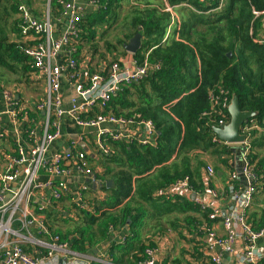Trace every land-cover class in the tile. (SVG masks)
<instances>
[{
	"label": "trees",
	"instance_id": "trees-1",
	"mask_svg": "<svg viewBox=\"0 0 264 264\" xmlns=\"http://www.w3.org/2000/svg\"><path fill=\"white\" fill-rule=\"evenodd\" d=\"M99 1L105 3L104 10L88 11L78 21L79 44L73 58L80 63L88 56L92 63L88 66L89 72L106 73L109 68L107 58L124 55L123 44L135 33H141V48L133 58L138 64L147 62L153 66L157 64L159 68L153 67L152 72L138 82L123 85L105 104L102 112L151 120L157 132L155 145H127L123 141L109 139L111 151L104 154L100 162L114 184L112 187L104 186L107 192L105 199L92 201V211L74 202L72 206L76 209L72 210V217L66 208L67 214L61 223H72V227L66 229L56 224V215L47 213L53 218L49 230L59 243L68 242L72 250L84 254L109 241L114 231L128 225L129 233L122 248L116 246L118 263L138 264L145 258L144 250L151 245V238L162 234L168 225H178L180 220L176 219H173L174 223L162 222L165 214L178 210L186 213L184 224L189 228H192L190 223L206 217L191 202H186L185 206L181 201L166 203L156 200L158 198L154 194L184 175H188L198 189L201 187L202 169L208 163L219 171L227 166L231 157L236 160L235 149L213 140L216 136L213 128L221 120L225 122L229 118L227 108L223 110L224 117L218 113L223 109L221 102L216 100L220 90L227 92L223 95L226 102L236 95L241 110L256 112L251 119L264 128V47L252 41L248 30L251 26L254 30L260 28L262 17L255 18L252 10H262L264 0H224L220 10L215 9L219 0H165L170 6L185 8L181 4L186 3L194 10L185 8L189 11L179 26L178 38L169 37L164 42L162 38L171 17L168 11L161 9V1L156 2L154 8L148 1L145 7L132 5L128 15L122 19V23L127 24L126 30L122 33V28H115L117 34L110 39L109 33L114 24L117 25V9L123 0ZM21 3L39 15L46 0H0V68L5 75H15L16 82L31 70L25 62L24 43L16 37L20 22L16 15L17 6ZM49 3L53 11L61 10L56 0H49ZM38 4L40 6L36 7ZM95 12H99L97 17ZM250 144L255 173L263 179V189L264 132L254 131ZM109 165H114V169ZM91 169L94 170L93 166ZM236 182L241 184V179L237 177ZM254 201L256 207L248 219L255 221L258 209L263 218L264 207L258 205L260 202H256V197ZM146 203H150V207ZM145 217H154L155 223L146 230L147 235L141 236ZM54 224L59 227H54ZM33 246L42 250L38 245ZM33 246L22 244L31 255ZM114 250L115 246L111 245L110 258H114ZM175 262L179 263V258Z\"/></svg>",
	"mask_w": 264,
	"mask_h": 264
},
{
	"label": "built area",
	"instance_id": "built-area-1",
	"mask_svg": "<svg viewBox=\"0 0 264 264\" xmlns=\"http://www.w3.org/2000/svg\"><path fill=\"white\" fill-rule=\"evenodd\" d=\"M56 2L60 11L54 13L46 0L39 15L33 14L24 3L17 6L20 22L16 37L24 43L25 62L31 70L25 72L19 82H12L10 86L0 84V140L8 139L12 133L16 150V154H6L7 164L4 169L0 168V264H39L42 260L22 247L34 236L29 231L23 233L22 227L34 226L36 222V233L48 234L42 215L34 214L29 202L33 189L49 188L50 204L59 208L68 192L60 178L71 175L72 168L87 182H96L95 171L74 143L65 152H49L51 144L62 134L64 116L71 117L82 128L120 126L121 129L105 127L99 130L97 145L104 153L108 152L105 136L127 144L155 145L157 132L151 120L109 113L90 114V111L95 104L104 107L123 85L138 82L150 74L153 67L158 69L159 66L147 62L138 64L134 58L121 64L119 58H111L106 73L89 72L91 58L85 56L80 63L73 58L79 44L78 21L86 12L104 10L106 5L99 0ZM252 12L255 18L262 17L260 33L251 34L252 41L264 47V8ZM63 85L73 90L66 104L61 95ZM226 93L220 90L222 97H216L223 108L218 112L222 117L229 103L223 96ZM228 120H221L217 127ZM254 131L264 132V128L248 119L239 128V134L244 136L242 142L225 143L213 137L235 149L236 160L231 157L221 171L207 164L202 169L200 188L184 175L154 194L173 202H191L206 214L204 219L195 222L190 232L195 237L185 254L186 264H264V222L255 225L248 219L249 212L254 210L255 197L263 187V179L256 175L251 157L250 137ZM39 168L49 176L47 181L37 180ZM221 174L224 175L221 177ZM237 177L241 184L236 182ZM53 178L59 180L54 182ZM173 234L179 237L168 227L151 238V245L144 250L145 258L138 264H171L173 251H168V245ZM51 248L59 250L56 245ZM99 262L101 260L93 264Z\"/></svg>",
	"mask_w": 264,
	"mask_h": 264
},
{
	"label": "crops",
	"instance_id": "crops-1",
	"mask_svg": "<svg viewBox=\"0 0 264 264\" xmlns=\"http://www.w3.org/2000/svg\"><path fill=\"white\" fill-rule=\"evenodd\" d=\"M157 1L158 3L160 1L162 2L161 4H159L162 7L161 9H163L164 11L165 10L168 11L171 17L169 25L166 28V31H165V34L162 40L166 41L169 37L178 38L179 26L181 25V22L183 21V19L187 18L186 11H189L188 9H185V8L186 7L191 8L192 10H194V8H192V6H187L188 4L186 3L181 4L185 8H182V7L177 8L178 6H170L168 3H166L165 0H157ZM200 2H206V0L200 1ZM223 2L224 0H219L218 6L215 9L220 10L223 5ZM184 10H185V14H184ZM53 12L56 13L55 11ZM41 13H42V10H41ZM196 14H200V13H196ZM141 40H142V35H141ZM125 52L126 53L124 55L118 56V58L121 60L120 61L121 64L128 63L133 58L134 53H130L127 51ZM146 53L147 52H145V54ZM110 59L111 57L107 58V61H109ZM91 65L92 63L90 64V66ZM98 67H100V65H98ZM61 95L63 97L64 104H66L70 96L73 95L72 88L66 85H63L61 87ZM92 107L93 109L90 111V114L104 113L102 112L103 107L100 108L101 106L99 104H95ZM105 127H108L110 129H115V128L121 129L120 126L115 127L112 125H103V126L100 125L99 127L82 128V127L77 126L75 122L73 121V119L69 116H64L62 119V132H61L62 134L59 138H57L51 144L49 152H53V153L54 152H65L74 143L76 148L84 153L85 158L89 164V167L93 166L94 171L98 172V174H96L97 175L96 182L89 183L83 178L82 175L79 176L78 174H76V172L74 171L75 169L72 168L71 175H67V176L60 178V180L64 181L65 184L67 185L68 192L61 199L59 208H54L50 204L51 203L50 202L51 191L49 188L41 187L39 189H35V190L33 189L34 191L33 190L31 191L29 202L32 205L34 214L40 213L42 215V218L47 226L48 234L46 236H40L41 235L40 232H39L40 235L36 233L35 231L37 228L36 222H34V226L29 225V227H22L23 229L22 231L23 233H25L26 231H29V232H32L34 235L32 240L26 241L25 243L30 244L31 246L38 245L42 247V250H39L38 248L33 246L34 247L33 253H32L33 257L35 256L36 258H40V257L42 258L39 264H93L97 260H101V262L103 263L110 262L111 264H119L118 263L119 254L117 253L116 246H119L118 249L122 248V244L124 243L125 237L127 233H129L128 225H124L119 231H114L109 241L102 243L100 245H97L95 248H92L89 252L82 254V253H79L78 251L72 250L70 247V243L68 242L59 243L57 241L56 236L50 235L49 226L53 224L51 223V221H53V218L51 215L47 216V213L49 212L53 213L54 215H56L55 216L56 224H59V222L63 220L62 217L67 214L66 208H69V211L67 212H70L71 217L73 216L72 210L75 208L73 207L74 202H76L77 204H80L84 208H87L88 211H92V208H93L92 201L94 200L101 201L105 199L107 195V192L104 189L105 182L111 178L108 176V174H106V169H104L100 161L103 160L104 154L106 155L111 151V146L108 141L110 138H108V136H105L104 138L105 144L108 147V152L106 153L102 152V150H100L97 145L98 144V132L99 130L104 129ZM133 144H138V143H133ZM127 145H130V144H127ZM6 154H16L15 140H14L12 133L9 134L8 139L0 140V168L1 169H4V167L7 164ZM98 163H100L99 166L97 165ZM110 168L114 169V165L110 166ZM104 172H105V179L103 178ZM37 174H38L37 180L40 182H45L49 178V176L44 172L42 168L38 169ZM53 179H54V182L59 180V178H53ZM111 180L113 181V179ZM112 186H109V187H112ZM79 196H80V199H78ZM157 198L158 199L156 200H159V201H164L166 203L169 202L171 204L174 203L173 201L166 200L165 198H162V197H157ZM258 205L262 206L264 205V202L260 201V204ZM253 206L255 210V207H256L255 201H254ZM150 211H151L150 213H153L152 210ZM259 211L260 209H258V215L255 221L254 219L251 218V221L255 225H260L262 222H264V219L260 217ZM170 213L174 214V211H171L165 214L163 217H167ZM189 214L190 213H187V215ZM149 218H152V217H149ZM176 220L178 221L179 218H176ZM182 223H185L184 219L182 220ZM67 224H72V223L67 222ZM191 224H192V228H189L185 224H181V223H178V226H175V227L168 226L172 228V230H175L177 235L179 236V237H176L173 234L171 238H169L168 247L170 248L168 251H173L171 264H178L177 262H175L176 256L178 255L183 254L184 259H185V254L187 253V249H189L190 244L193 241V238L195 237L194 233L193 234L190 233L193 230L195 221L190 223L189 225ZM54 227H57V226L54 224ZM146 233H147L146 227H143L140 231V235L141 236L147 235ZM55 245L59 246V250L51 248L52 246H55ZM111 245L115 246L114 258L112 257L114 260L110 258L109 253H108L109 247ZM49 251H51L50 254H49Z\"/></svg>",
	"mask_w": 264,
	"mask_h": 264
},
{
	"label": "rangeland",
	"instance_id": "rangeland-1",
	"mask_svg": "<svg viewBox=\"0 0 264 264\" xmlns=\"http://www.w3.org/2000/svg\"><path fill=\"white\" fill-rule=\"evenodd\" d=\"M146 1L150 2L152 5H149L151 8L155 7L156 5V2H158L157 0H123L121 3V5H119L117 11L119 12L118 15H119V18H118V21L116 22V24H114V28L112 30L111 33H109V39L113 36H115L117 34V32L115 31V28H122V30H120V32L124 33V31L126 30V25L125 23H122V19L124 18V16H126V14L128 15V12L131 8V6L133 5H137V6H142V7H145L146 5ZM40 6L39 4L36 5V7ZM42 9V8H41ZM41 9H40V12H41ZM38 10V9H37ZM39 11V10H38ZM99 14V12H95V17H97V15ZM129 21V19H127V22ZM249 34H258L260 33L258 30H254L252 29V31L250 30V27H249ZM108 38V37H107ZM164 42V40H162ZM120 51V49H118ZM230 54V53H229ZM256 68V67H255ZM0 77H2V81L0 83H5L6 85H11L12 82H15V78L16 76L15 75H6L4 74V71L2 68H0ZM27 93V92H26ZM28 95L30 94L29 92L27 93ZM207 160L208 161H211L210 157H207ZM209 165H211V163H208ZM213 168L214 166L211 165ZM221 171V170H220ZM264 202V188L257 193V196H256V202ZM157 203V202H156ZM148 207H150V203H146ZM151 212V211H150ZM185 216H186V213L184 212H181V211H174V214H169L167 217H163L162 218V222L166 223V224H169L171 223V221L173 222L174 220L173 219H176V218H179V223L181 224H184L182 223V220L185 219ZM155 223V220L152 218H148V217H145L144 220H143V226L146 227V230L149 228V226H152L153 224ZM174 223V222H173ZM176 223V222H175ZM59 226L62 227L63 229H66L69 227H72V225L70 224H65V223H61V221L59 222ZM57 226V228L59 227ZM169 226V225H168ZM178 226V225H177ZM176 258H179V263L178 264H184L185 262V259H184V256L183 254L181 255H178L176 256ZM186 264V262H185Z\"/></svg>",
	"mask_w": 264,
	"mask_h": 264
},
{
	"label": "water",
	"instance_id": "water-1",
	"mask_svg": "<svg viewBox=\"0 0 264 264\" xmlns=\"http://www.w3.org/2000/svg\"><path fill=\"white\" fill-rule=\"evenodd\" d=\"M142 44L140 32L135 33L127 43L123 44L124 50L130 53H135ZM229 55V54H228ZM229 113L228 122L222 127H214L217 138L225 143H237L244 140V136L239 134V128L241 124L254 117L256 112L241 110L238 105V99L236 95H232L227 107ZM113 181L111 179L105 182V186H112Z\"/></svg>",
	"mask_w": 264,
	"mask_h": 264
}]
</instances>
